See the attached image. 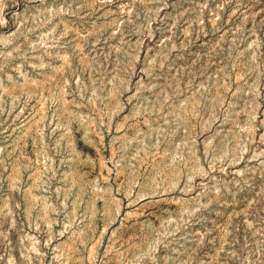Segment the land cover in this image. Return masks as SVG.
Segmentation results:
<instances>
[{"label":"rangeland","instance_id":"1","mask_svg":"<svg viewBox=\"0 0 264 264\" xmlns=\"http://www.w3.org/2000/svg\"><path fill=\"white\" fill-rule=\"evenodd\" d=\"M0 264H264V0H0Z\"/></svg>","mask_w":264,"mask_h":264}]
</instances>
